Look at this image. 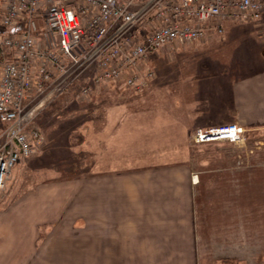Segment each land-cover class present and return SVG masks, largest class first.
Returning a JSON list of instances; mask_svg holds the SVG:
<instances>
[{"label": "rangeland", "instance_id": "1", "mask_svg": "<svg viewBox=\"0 0 264 264\" xmlns=\"http://www.w3.org/2000/svg\"><path fill=\"white\" fill-rule=\"evenodd\" d=\"M41 22L37 21L39 31L43 29ZM240 24L242 23L225 22L223 35H210L206 41L179 48L177 51L169 49L155 53L150 61L155 77L142 91L110 84L101 94L76 100L81 104H90L98 99H106L115 104L139 103L133 104V107L115 106L107 111L108 122L124 117L123 124H108L104 117L93 126L87 124L86 132L82 133L75 148L67 146V137L50 142L47 133L43 132L44 144L41 153L19 161L9 173L6 184L9 195L4 199L3 194L0 195V233L14 232L15 228L7 225L13 221V212L11 217L2 218L1 214H5L2 209L28 189L29 184L42 183L46 175L53 181L54 177L59 178L60 175L64 179L76 178L95 168L96 159L93 153L99 151L90 140V131L95 126L96 129L107 132H112L110 125L116 126L113 129V140L114 148L119 150L114 154L121 159V163H108L105 169L134 170L140 166L133 161L139 158L136 148L139 147L140 138L151 132L159 135L172 132L167 130V123L161 117L157 118L159 121L156 124L159 127L156 129L132 128L142 112L156 114L158 117L172 116V108L161 107V104L171 106L174 98L179 104L182 102V110H174L179 118L184 116L183 105H188V102L192 110L199 109L201 113H205L207 102L221 101V106L225 107L221 111L222 117L229 118L234 83L254 77L261 64L254 65L253 71L245 65L251 62L252 57L256 64L259 61L257 55L260 51L264 53V20L260 26L242 25L241 28L237 26V29L236 25ZM3 33L5 29L0 25V35ZM176 52L193 53L194 56L179 58L176 57ZM222 53L223 57L217 59L218 54ZM236 62L241 67H234L233 63ZM223 68L226 71L221 74ZM218 74L221 75L215 77ZM218 81L223 83L224 88L220 91V97L216 98L213 91L216 90L215 85H221ZM204 86L213 90H202ZM197 89H201L200 96L194 91ZM185 92L187 96L189 92L194 93L186 99ZM64 97H57V100L62 101ZM47 106L36 119V124L41 128L39 122L47 117ZM137 112L140 114H135L126 121L127 115ZM52 117L53 115L50 118ZM70 123L64 117L60 122L54 121L53 125L54 128L63 127L68 130L66 128ZM74 126L72 134L81 132L84 127L80 123ZM2 127L0 123V141ZM168 141L165 140L166 143ZM98 147L99 150H106L102 144ZM70 152H77L78 162L69 160L68 165L76 163L77 168L63 172L64 168L60 169L58 162ZM83 153L89 154L87 164L79 163V155ZM189 155L190 171L197 178L192 186L190 212L187 211V217L190 219L191 215L192 218V239L180 238L184 243L179 240L174 245L175 250H146L144 248L150 246L137 242V235H130V242L122 243V237L117 235L120 228H116L114 234H111L113 229L108 235H103L104 243L100 244L94 235H79V231L74 230L76 225L72 226L71 220H67L58 227L53 226V222L40 226L37 232L34 231L30 250L3 251L0 253V264H264V127L244 128L242 141L236 144L222 140L196 143L192 139ZM124 157L126 160H122ZM101 229L103 230L102 227ZM100 246L106 249L99 250Z\"/></svg>", "mask_w": 264, "mask_h": 264}, {"label": "built area", "instance_id": "2", "mask_svg": "<svg viewBox=\"0 0 264 264\" xmlns=\"http://www.w3.org/2000/svg\"><path fill=\"white\" fill-rule=\"evenodd\" d=\"M263 16L264 0H0V195L12 168L41 152L36 119L55 98L84 100L110 84L142 91L155 77V53ZM243 133L226 124L197 129L192 139L236 144Z\"/></svg>", "mask_w": 264, "mask_h": 264}, {"label": "crops", "instance_id": "3", "mask_svg": "<svg viewBox=\"0 0 264 264\" xmlns=\"http://www.w3.org/2000/svg\"><path fill=\"white\" fill-rule=\"evenodd\" d=\"M262 23L258 25L242 23L236 25V28L242 25L256 27ZM172 50L177 51L178 48ZM176 54L179 58L194 56L193 53L187 52H176ZM221 55L224 54H218L216 58L223 57ZM252 59L245 67L253 71L254 65L261 64L260 69L254 77L234 83L229 118L222 117L221 111L225 107L221 106V101L207 102L205 113H201L199 109L192 110L188 102V105H183L184 116L178 118L177 111L174 110L181 111L182 102L179 104L174 98H172V107L161 104V107L172 108V116L160 115L158 117L156 114H144V112L127 115L126 121L127 118L140 114L138 120L136 119L137 124L134 123L132 128L156 129L159 127L156 124L159 121L157 118L161 117L167 123V130H172L170 134L159 135L151 132L140 138L139 147L136 148L139 158L133 159L140 166L134 170L105 169L108 163L117 164L121 161L114 154L119 150L114 148L113 129L115 125H110L112 132L95 129L97 127L91 129L90 140L99 151V153H93L96 159L95 168L87 174L71 179H64L60 175L59 178L54 177L53 181L46 175L42 183L32 182L21 195L6 204L2 209L5 214H1V217L2 215V218L11 217L10 214L13 212L14 218L11 217L13 221L7 225L15 229L12 233L1 231L0 253L30 250L33 245V235L42 225L53 222V226L58 227L61 222L66 223L67 220H71L72 226L76 225L74 230L79 231V235H94L97 243L100 244L104 243L102 236L108 235L113 229L111 234H114L116 228H120L117 235L122 237V243H129L130 235H137V242L149 245L150 247L144 249L152 251H172L176 249L174 245H177L179 240L184 243L183 238L192 239V218L191 215L190 219L187 217V211L190 212L191 207L192 186L197 182V178L192 176L191 165L188 163L192 132L200 128L207 129L226 124H238L247 129L264 127L263 51L257 55L259 61L256 64ZM233 65L241 67L239 62ZM225 71L226 69L223 68L221 74ZM221 74L215 77L218 78ZM219 84L222 86H214L216 92H213L216 98L220 97V91L224 88L223 83L219 82ZM210 89L206 86L202 88V90L209 91ZM194 91L197 92V96H200L201 89ZM193 93L188 94L193 96ZM186 94L187 92L184 93L187 99L190 96ZM130 103L109 102L108 107L105 108V115L101 118L104 117L108 124H123L124 117L115 122H108L107 111L115 106L133 107V104L139 102ZM91 126H93L92 123ZM165 140L169 141L166 143ZM101 144L105 146V151L97 149ZM122 160H126V157ZM7 188L2 195L3 199L9 195ZM73 220L75 223L72 222ZM98 249L103 250L106 247L100 246Z\"/></svg>", "mask_w": 264, "mask_h": 264}, {"label": "trees", "instance_id": "4", "mask_svg": "<svg viewBox=\"0 0 264 264\" xmlns=\"http://www.w3.org/2000/svg\"><path fill=\"white\" fill-rule=\"evenodd\" d=\"M64 96L65 97L62 101H60V99L57 100L56 98L50 103V106H47L46 110L48 115L47 117H45L44 121L39 122V124L42 126V129H44L43 132H46L49 136L48 138H50V142H57L61 137L63 138V136H65L67 137V141L69 142L67 146L73 148L78 144L79 138L81 137L82 133L86 132L87 124L91 125V123L94 124L95 122H98L100 120L101 116L105 112V108L108 107L110 101L106 99H98L90 104H81L76 102L71 93H67ZM52 115L53 117L50 118ZM64 117L68 119L69 123L70 120L73 121L72 123L68 124L66 128L68 130H64L63 127L54 128V121L60 122ZM76 123L83 124V130H81V132L79 131L72 134V131L75 128L74 124ZM69 132L71 134H68ZM65 156L66 157L58 162L59 165L57 166L60 169L64 168L63 172H69L73 169H76V163H73V165H68V162L69 160L78 162L77 152H70ZM88 158V153L79 155V163L87 164Z\"/></svg>", "mask_w": 264, "mask_h": 264}]
</instances>
